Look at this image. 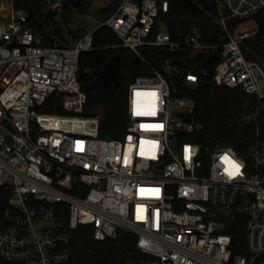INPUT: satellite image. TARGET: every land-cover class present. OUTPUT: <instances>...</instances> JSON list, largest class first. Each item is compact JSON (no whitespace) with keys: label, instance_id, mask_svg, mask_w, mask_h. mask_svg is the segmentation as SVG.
Segmentation results:
<instances>
[{"label":"built area","instance_id":"obj_1","mask_svg":"<svg viewBox=\"0 0 264 264\" xmlns=\"http://www.w3.org/2000/svg\"><path fill=\"white\" fill-rule=\"evenodd\" d=\"M63 5L48 0L46 9L62 12ZM214 5L218 43L196 26L174 37L164 20L170 0H120L100 21L117 34L118 47L150 68L129 86L124 138H107L100 115L83 114L79 79L81 54L94 48L99 26L72 41L65 34L68 43L51 28L55 42L45 44L14 0H0V264L67 263L60 204L72 230L92 226L97 240L137 233L138 249L154 257L145 264H264V61L248 55L262 32L255 16L264 0ZM216 52V84L256 99L243 116L256 126L246 155L189 138L200 124L189 116L195 101L185 92L208 74L193 64ZM55 95L64 112L44 111ZM220 214L234 220L231 232ZM238 217L246 219L247 254L233 249Z\"/></svg>","mask_w":264,"mask_h":264},{"label":"trees","instance_id":"obj_2","mask_svg":"<svg viewBox=\"0 0 264 264\" xmlns=\"http://www.w3.org/2000/svg\"><path fill=\"white\" fill-rule=\"evenodd\" d=\"M47 2L48 0H14V7L28 15L29 26L44 36L45 44L55 42L50 37L51 28L67 23V16L73 10L84 12L91 5V0H64L62 12H57L47 10ZM115 4L102 9L104 17L115 9ZM216 12L214 0H170V8L165 13L164 20L174 37L186 34L196 26L202 31L204 40L218 43L221 41L222 30L215 21ZM255 20L262 32L249 42L251 48L248 55L264 61V10L255 16ZM71 33L75 34L70 30ZM93 37L94 48L83 52L80 57L79 79L87 94L83 114L100 115L101 136L124 138L129 113V86L137 76L149 74L150 68L132 51L118 47L120 39L111 28L99 26L95 29ZM156 50L160 55H170L165 50ZM116 54L125 60L120 73V84L114 89L92 87L93 80ZM219 59L216 52L214 56L208 53L203 59L197 58L194 61L193 66L198 72L207 69L208 74L200 76L196 89L185 92L186 96L195 101L189 116L200 124L199 131L192 133L189 138L199 142L204 149L229 145L246 155L256 138V126L252 122H245L243 116L256 108V99L241 90L216 84L214 73ZM56 100L58 97L55 95L48 105L43 107L44 111L64 112L60 106H54ZM259 122L261 136L264 137V110L260 114ZM5 206V201L0 202V208ZM69 215L67 205H58L56 219L63 224L62 230L70 235V260L65 264H145L148 260H154V257L138 249L137 233L120 231L115 239L97 240L92 226H80L72 230ZM245 220L242 217L236 220L232 232L234 253L247 254Z\"/></svg>","mask_w":264,"mask_h":264},{"label":"water","instance_id":"obj_3","mask_svg":"<svg viewBox=\"0 0 264 264\" xmlns=\"http://www.w3.org/2000/svg\"><path fill=\"white\" fill-rule=\"evenodd\" d=\"M207 8V6H206ZM52 32L64 43H68V37L64 33L62 24L53 27ZM180 63V60H176ZM125 65V60L119 54L113 56L110 61H108L105 67L102 69L100 74L91 83L92 87L114 89L120 84V73L121 69ZM219 218L225 223V231L231 232L234 227V220L230 216L220 214Z\"/></svg>","mask_w":264,"mask_h":264},{"label":"rangeland","instance_id":"obj_4","mask_svg":"<svg viewBox=\"0 0 264 264\" xmlns=\"http://www.w3.org/2000/svg\"><path fill=\"white\" fill-rule=\"evenodd\" d=\"M119 1L120 0H91V5L86 11L80 12L73 10L67 16V23H64L63 25L64 33L72 41L73 37L78 36L80 32L96 28L99 26L100 21L104 19L101 12L102 9ZM70 30L75 32L76 35H72V33L70 34Z\"/></svg>","mask_w":264,"mask_h":264},{"label":"snow or ice","instance_id":"obj_5","mask_svg":"<svg viewBox=\"0 0 264 264\" xmlns=\"http://www.w3.org/2000/svg\"><path fill=\"white\" fill-rule=\"evenodd\" d=\"M222 159H225V160H227L228 159V157H223ZM238 167V166H237Z\"/></svg>","mask_w":264,"mask_h":264},{"label":"crops","instance_id":"obj_6","mask_svg":"<svg viewBox=\"0 0 264 264\" xmlns=\"http://www.w3.org/2000/svg\"><path fill=\"white\" fill-rule=\"evenodd\" d=\"M74 38V37H73Z\"/></svg>","mask_w":264,"mask_h":264}]
</instances>
